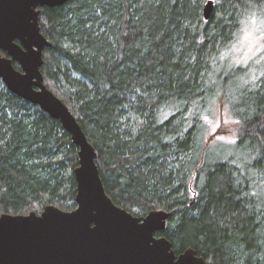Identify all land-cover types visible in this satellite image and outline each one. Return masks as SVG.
Instances as JSON below:
<instances>
[{"label": "trees", "instance_id": "trees-1", "mask_svg": "<svg viewBox=\"0 0 264 264\" xmlns=\"http://www.w3.org/2000/svg\"><path fill=\"white\" fill-rule=\"evenodd\" d=\"M203 1L45 6L40 26L52 46L42 71L93 143L117 205L137 216L170 212L159 234L177 253L193 247L208 264H264V197L256 189L264 181V70L235 94L228 85L236 77L225 69L213 77L221 89L209 81L243 19L264 15V0H214L209 20ZM232 70L237 79L249 74ZM214 97H223L238 122L235 138L221 143L245 151L248 170L211 156L214 143L201 128ZM78 165V147L61 121L0 78V215L40 213L48 204L73 209Z\"/></svg>", "mask_w": 264, "mask_h": 264}, {"label": "water", "instance_id": "water-1", "mask_svg": "<svg viewBox=\"0 0 264 264\" xmlns=\"http://www.w3.org/2000/svg\"><path fill=\"white\" fill-rule=\"evenodd\" d=\"M66 1L0 0L1 80L60 120L79 156L75 209L48 204L40 213L0 215V264H208L193 247L177 253L172 241L159 234L167 227V210L137 216L113 201L93 143L68 104L46 85L44 51L52 42L41 31L40 14L43 7ZM214 8V0L205 2L206 20Z\"/></svg>", "mask_w": 264, "mask_h": 264}, {"label": "rangeland", "instance_id": "rangeland-1", "mask_svg": "<svg viewBox=\"0 0 264 264\" xmlns=\"http://www.w3.org/2000/svg\"><path fill=\"white\" fill-rule=\"evenodd\" d=\"M206 0L203 1V5ZM238 28L234 40L229 43L226 48L221 50L219 54V62L216 65L215 73L211 74L209 81L216 84V88L221 89V84L213 78L222 69L231 77H236L228 85V88L238 92L240 87L249 80L258 78L264 70V15L248 14ZM217 59L214 58L215 62ZM232 66H241L249 69L248 76H243L240 79L239 75H235ZM236 98L233 96L231 102ZM202 111V110H201ZM202 118L205 124L202 125V132H206V138H209L210 143L214 145L210 147L211 156L215 159H233L241 164L246 170L245 165L249 162V155L240 150L237 145H227L221 142L231 141L237 135L238 122L233 118L232 114L227 109L223 97H214L205 105V112H202ZM134 123V122H133ZM134 125V124H133ZM219 141V142H218ZM191 187V185H190ZM258 194L264 197V181H259L256 185ZM192 194L195 191L191 187ZM76 206L73 207L75 209ZM72 210V209H69ZM38 212V211H37ZM143 216V215H142Z\"/></svg>", "mask_w": 264, "mask_h": 264}, {"label": "flooded vegetation", "instance_id": "flooded-vegetation-1", "mask_svg": "<svg viewBox=\"0 0 264 264\" xmlns=\"http://www.w3.org/2000/svg\"><path fill=\"white\" fill-rule=\"evenodd\" d=\"M14 62H16V61H14ZM19 66V65H18Z\"/></svg>", "mask_w": 264, "mask_h": 264}]
</instances>
